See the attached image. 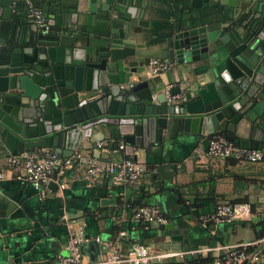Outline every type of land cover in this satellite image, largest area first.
Masks as SVG:
<instances>
[{
  "label": "water",
  "instance_id": "95a60500",
  "mask_svg": "<svg viewBox=\"0 0 264 264\" xmlns=\"http://www.w3.org/2000/svg\"><path fill=\"white\" fill-rule=\"evenodd\" d=\"M247 1L220 26L173 24L155 41L135 7L141 0H37L47 33L25 2L0 0V156L50 148L80 162L81 142L107 128L117 129L129 155L160 144L169 128L203 137L205 149L223 134L263 150L264 133L241 134L264 115V3ZM155 58L177 64L183 83L170 70L167 83L149 76ZM167 84L182 97L170 102ZM89 245L96 260L99 243Z\"/></svg>",
  "mask_w": 264,
  "mask_h": 264
},
{
  "label": "crops",
  "instance_id": "0c3cea01",
  "mask_svg": "<svg viewBox=\"0 0 264 264\" xmlns=\"http://www.w3.org/2000/svg\"><path fill=\"white\" fill-rule=\"evenodd\" d=\"M251 1L254 4L264 3V0ZM32 2L39 7L37 0ZM246 2L141 0L140 5L135 7L138 11L143 10L144 20L150 22L148 33L151 38L160 41L165 39L173 24L190 21L199 25L220 26L226 21L225 15L240 9L241 3ZM23 20L25 18L22 13ZM167 60L171 64L169 70L174 84H182L180 68L171 59ZM167 72L161 75L166 83ZM148 74L152 76L150 72ZM184 74L191 75L187 72ZM254 128L256 130L253 132L249 128L244 129L241 134L252 137L257 130L264 133V115L254 123ZM115 132L119 133L116 128L101 129L81 142L77 153L81 155L77 156L81 157V161L74 160L73 166L67 169L69 184L63 190L55 183L57 187H50L47 195L41 198L34 185L15 178L18 172L15 169L0 181V264H59L61 257L68 255L70 229L62 218L64 213L85 223L86 233L91 237L99 236L103 242L114 239L119 230H126L127 237L120 240L121 252L131 248L127 240L129 235L134 239L138 236V241L161 251L253 241V232L243 224L235 229L234 222L221 223L210 231L202 224V217L207 214L196 215L192 209L209 207L210 213L213 212L214 205L207 203V200H197L198 196L207 194V181L212 176L217 180V192L225 195L227 200L249 195L252 219H259L260 214L264 215V161L232 165L227 160L211 158L205 164L198 161L196 156V149H205L204 138L170 128L164 131L160 144L136 148L134 155H129L126 149L115 150L120 144H125L121 136L117 139ZM104 140H109V148L106 150L97 146L98 141ZM88 157L106 163L132 157L143 162L145 170L142 177L132 185H123L109 174L88 178L84 174ZM0 167L8 169V157L0 156ZM233 174L241 177L237 179ZM255 203L256 209H253ZM141 204L158 207L168 222L174 223V228L166 232L157 230L156 225L148 230L141 229L142 223L132 219ZM238 228H242L245 235L238 233ZM173 235L178 237L172 239ZM101 248L102 242L99 248L95 247L98 253ZM84 252L91 257L94 249L87 245Z\"/></svg>",
  "mask_w": 264,
  "mask_h": 264
},
{
  "label": "built area",
  "instance_id": "2783aa9c",
  "mask_svg": "<svg viewBox=\"0 0 264 264\" xmlns=\"http://www.w3.org/2000/svg\"><path fill=\"white\" fill-rule=\"evenodd\" d=\"M29 16L38 25L40 31L50 32L51 25L41 8L37 7L32 0H24ZM167 59H152L149 72L152 76H161L170 69ZM174 85L167 84V99L172 102L180 99L181 94H172ZM109 140L98 141L99 148L107 149ZM125 149V144H120L115 150ZM77 156H81L77 154ZM197 160L206 164L211 158L227 159L234 157L238 160L257 163L264 158L263 150L244 148L224 136L210 139L208 149H196ZM81 158V157H79ZM74 160L63 159L62 156L50 148L37 149L32 152L13 154L8 157V169L0 167V181L8 177L9 172L18 170L14 175L16 179L31 183L38 190L40 197L44 198L50 190V184L56 183L60 189L67 188L69 181L66 177L67 169L73 166ZM15 169V170H14ZM144 164L138 159L126 157L110 163L87 158L84 174L88 178H97L103 174L111 175L115 181L123 185L135 184L144 173ZM253 210L249 202L243 203H220L213 212L202 217V224L209 226L221 223H233L252 219ZM69 226V237L67 241L68 255L62 256L59 264H152L171 258H183L185 255L207 256L214 254V260L203 264H264V238L254 241H243L234 244L217 243L215 245H201L197 248L181 251L159 250L151 245L135 242L127 252H121V238L127 237L126 230H120L116 237L110 241L103 242L102 239L91 237L86 233L85 223L78 222L67 213L62 216ZM132 219L139 223L153 225L165 224L169 220L153 205H141L138 207ZM2 229L0 227V235ZM92 241L102 242L101 252L96 260H92L84 252V247Z\"/></svg>",
  "mask_w": 264,
  "mask_h": 264
},
{
  "label": "trees",
  "instance_id": "16d2710c",
  "mask_svg": "<svg viewBox=\"0 0 264 264\" xmlns=\"http://www.w3.org/2000/svg\"><path fill=\"white\" fill-rule=\"evenodd\" d=\"M117 134V139H119V134L117 132H115ZM114 135V134H113ZM222 136H224L223 134H221ZM225 137V136H224ZM121 138V137H120ZM264 153V151H263ZM227 160V162L229 164H244V165H248V164H257V163H252V162H247V161H242V160H238L234 157H230L225 159ZM264 161V158L263 160ZM261 161V162H262ZM233 177H236L237 179L240 178L241 176H238L239 174H233ZM216 178L210 176L208 178L207 181V186H208V190H207V194L202 195V196H198L197 200H207V203L214 205L215 207L220 204V203H243V202H251V198L249 197V195L245 194L243 196H240L238 198L232 199V200H227L226 196L223 194H220L217 192L216 189ZM142 205V204H141ZM253 209H256V203L253 204ZM261 216L259 217V219L255 220V219H250V220H245V221H238V222H234V226L235 229L240 226L241 224L245 225L247 228H249L250 231L253 232V241L254 240H260L264 238V215L260 214ZM142 226L141 229H151V226L153 224H147V223H142L140 224ZM140 226V227H141ZM218 225H215L213 223H210L208 228L210 229V231L215 230L217 228ZM131 232H132V228H130ZM120 231V230H119ZM118 231V232H119ZM137 239H139L138 236H136V238L134 239V237L131 235L128 236V241L130 242V245H132L135 242H141L144 243L142 241H138ZM251 241V240H250ZM239 242H243V241H239ZM238 243V242H237ZM214 254L210 253L207 256H201V255H185L183 258H171V259H165L162 261H155L152 264H203V263H209L212 262L214 260Z\"/></svg>",
  "mask_w": 264,
  "mask_h": 264
},
{
  "label": "rangeland",
  "instance_id": "374dc122",
  "mask_svg": "<svg viewBox=\"0 0 264 264\" xmlns=\"http://www.w3.org/2000/svg\"><path fill=\"white\" fill-rule=\"evenodd\" d=\"M240 232V234H243V235H245V231H243V229L242 228H238V233ZM233 239H236V237L235 236H233Z\"/></svg>",
  "mask_w": 264,
  "mask_h": 264
},
{
  "label": "flooded vegetation",
  "instance_id": "af4514ba",
  "mask_svg": "<svg viewBox=\"0 0 264 264\" xmlns=\"http://www.w3.org/2000/svg\"><path fill=\"white\" fill-rule=\"evenodd\" d=\"M34 3V2H33ZM35 4V3H34ZM27 7V6H26ZM28 11V10H27Z\"/></svg>",
  "mask_w": 264,
  "mask_h": 264
}]
</instances>
